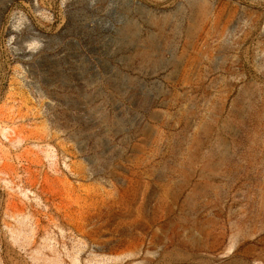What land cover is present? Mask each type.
I'll return each mask as SVG.
<instances>
[{
	"label": "rangeland",
	"instance_id": "rangeland-1",
	"mask_svg": "<svg viewBox=\"0 0 264 264\" xmlns=\"http://www.w3.org/2000/svg\"><path fill=\"white\" fill-rule=\"evenodd\" d=\"M0 264H264V0H0Z\"/></svg>",
	"mask_w": 264,
	"mask_h": 264
}]
</instances>
